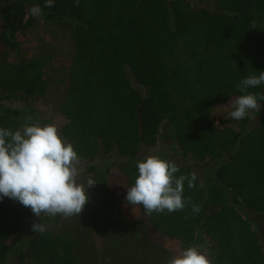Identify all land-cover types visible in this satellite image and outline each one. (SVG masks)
I'll use <instances>...</instances> for the list:
<instances>
[{
    "label": "trees",
    "instance_id": "trees-1",
    "mask_svg": "<svg viewBox=\"0 0 264 264\" xmlns=\"http://www.w3.org/2000/svg\"><path fill=\"white\" fill-rule=\"evenodd\" d=\"M198 1L0 0V128L20 130L29 116L44 125L32 102L62 76L58 134L77 152L76 181L88 196L80 215L57 214L43 233L32 224L46 217L0 199V264H167L145 223L183 249L204 243L211 264H264V115H229V101L244 94L237 84L264 71V0ZM33 5L39 17L29 15ZM44 24L68 31L62 75L53 62L21 57L17 35ZM248 92L264 93V84ZM217 107L226 112L215 115ZM161 144L175 177L196 176L195 187L184 182L191 201L150 216L138 205L144 222L129 227L106 179L114 171L131 186L137 161Z\"/></svg>",
    "mask_w": 264,
    "mask_h": 264
},
{
    "label": "clouds",
    "instance_id": "clouds-1",
    "mask_svg": "<svg viewBox=\"0 0 264 264\" xmlns=\"http://www.w3.org/2000/svg\"><path fill=\"white\" fill-rule=\"evenodd\" d=\"M45 6L52 7L53 0H45ZM41 14L40 5L29 9L32 17ZM252 28H255V22ZM262 84L264 71L258 76L249 75L237 84L238 91L244 94L229 101L233 108L229 115L233 119H244L249 110L259 107L258 100L264 101V93L248 92L249 88ZM31 119L27 117L20 130L0 128V199L8 197L18 201L38 218L41 213L64 217L80 215L88 196L83 185L76 181L79 172L77 152L71 143L61 138L54 124L29 123ZM136 166L138 176L134 184L126 187L128 204L142 205L144 213L150 216L153 212L183 210L191 201L190 197L187 200L183 197V189L185 181L189 188L195 187L194 174L175 177L178 166L158 155H146ZM87 184L90 188L96 182L89 179ZM192 211L199 213L200 205L192 204ZM32 230L43 233L46 229L40 222H34ZM167 264H211V261L196 247L190 246L177 252Z\"/></svg>",
    "mask_w": 264,
    "mask_h": 264
},
{
    "label": "rangeland",
    "instance_id": "rangeland-1",
    "mask_svg": "<svg viewBox=\"0 0 264 264\" xmlns=\"http://www.w3.org/2000/svg\"><path fill=\"white\" fill-rule=\"evenodd\" d=\"M188 1L196 6L202 5V2L198 0ZM17 43L18 47L20 48V54L22 55L21 57L43 58L49 61L51 64L53 62V65L59 68V75L65 73L66 68L69 66L70 54L72 52L70 37L66 29L60 28L57 25L44 24L42 26H37L36 28L28 29L26 32L17 35ZM12 58H19V54L12 53L11 59ZM60 77L61 78L58 81L54 82V85L51 86L49 96H47L44 100L37 99L32 102V106L37 113L36 116L39 117L41 122L44 125L54 124L57 129L65 122L64 118H62L57 111V105L61 97L63 96L65 87L62 76ZM4 104L11 108H17L18 110L23 106L22 104H17L16 102H4ZM225 112L226 109L224 107H217L214 109V113L217 116ZM249 115L252 120L257 119L258 116L264 115V107H258L256 109L249 110ZM163 127L161 128V132L163 131ZM166 149L167 145L161 144L155 150L151 152L149 151L147 153L148 155H158L162 158L166 153ZM101 163L106 164L105 160ZM77 168L79 170L77 176H79L84 172V167ZM105 183L110 190V192H107V194L109 195H107V197H111L113 202L116 203L117 209L121 211V214L123 216L122 221L130 222L129 227H135L137 223L142 222L143 219H139L136 221L138 217L140 218V210L138 208L139 206H132L126 201V187L128 186L126 184V181L124 180V176L113 171L110 173ZM45 217L47 218V221L43 224L44 227H46L47 224H51L50 222L54 219V216H49L45 213H41L40 219H44ZM131 224L133 226H130ZM145 225L150 243H153L157 246L156 248H154V251L157 252L159 262L163 261V263H167V261L171 259L177 252L185 250L173 239L165 237L163 238L159 236L147 223H145ZM102 235L107 236V234ZM103 238L107 241L106 237ZM198 238L200 239V236H198ZM95 243L97 246L100 245L98 239H96ZM192 247H196L202 254L208 257V249L207 246L204 245V243L198 242V244L193 245Z\"/></svg>",
    "mask_w": 264,
    "mask_h": 264
}]
</instances>
